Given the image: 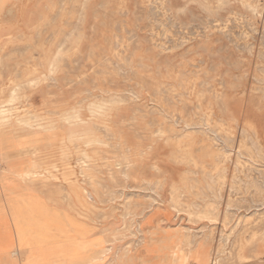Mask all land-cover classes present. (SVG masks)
Instances as JSON below:
<instances>
[{"label": "rangeland", "instance_id": "rangeland-1", "mask_svg": "<svg viewBox=\"0 0 264 264\" xmlns=\"http://www.w3.org/2000/svg\"><path fill=\"white\" fill-rule=\"evenodd\" d=\"M0 108V259L264 264V0H0Z\"/></svg>", "mask_w": 264, "mask_h": 264}, {"label": "bare ground", "instance_id": "bare-ground-1", "mask_svg": "<svg viewBox=\"0 0 264 264\" xmlns=\"http://www.w3.org/2000/svg\"><path fill=\"white\" fill-rule=\"evenodd\" d=\"M61 1V0H60ZM104 1V0H103ZM156 1V0H155ZM168 2V1H167ZM70 3V2H69ZM157 3V2H156ZM155 2L152 3V4H156ZM165 3V2H164ZM252 3V2H251ZM170 4V3H169ZM103 5V4H102ZM105 5V4H104ZM63 6V5H62ZM61 6V7H62ZM80 6V5H79ZM75 7V6H74ZM77 7V6H76ZM148 7V6H147ZM63 8V7H62ZM72 8V7H70ZM69 8V9H70ZM162 8V7H161ZM75 9V8H74ZM79 9V8H78ZM157 9V8H156ZM80 11V10H79ZM184 11V10H183ZM81 12V11H80ZM56 14V13H55ZM160 14V12H159ZM165 14V13H164ZM170 14V13H169ZM178 14V13H177ZM59 15V14H57ZM158 15V14H157ZM167 16V15H166ZM55 18V17H54ZM172 18V17H171ZM176 18V16H175ZM54 20V19H53ZM164 20V19H163ZM194 20V19H193ZM221 20V19H220ZM238 20V19H237ZM162 21V20H161ZM232 21V20H231ZM234 21V20H233ZM166 22V21H165ZM194 22V21H192ZM212 22V21H211ZM222 22V21H221ZM48 23V22H47ZM206 23V22H205ZM234 23V22H233ZM245 23V22H244ZM69 24V23H68ZM73 24V23H72ZM183 24V22H182ZM248 24V23H246ZM252 24V23H251ZM66 25V24H65ZM164 25V24H163ZM176 25V24H175ZM167 26V25H166ZM222 26V25H221ZM252 26V25H251ZM175 26L171 27V28H174ZM208 27V26H207ZM216 27V26H215ZM231 28V27H230ZM184 29V28H183ZM225 29V28H224ZM235 29V28H234ZM39 30V29H38ZM57 32V31H56ZM73 32V31H72ZM131 32V31H130ZM227 32V31H226ZM250 32V31H249ZM157 33V32H156ZM181 33V32H180ZM190 33V32H189ZM219 33V32H218ZM221 33V32H220ZM237 33V32H236ZM254 33V32H253ZM36 34V33H35ZM183 34V33H182ZM224 34V33H223ZM36 35H39V34H36ZM68 35V34H67ZM70 35V34H69ZM228 35V34H227ZM114 36V35H113ZM187 36V35H186ZM54 37V36H53ZM119 37V36H118ZM131 37V36H130ZM129 37V38H130ZM159 37V36H158ZM177 37V36H176ZM127 38V37H126ZM157 38V37H156ZM187 38V37H186ZM64 39V38H63ZM230 39V38H229ZM115 40V39H114ZM63 41V40H62ZM133 41V40H132ZM162 41V40H161ZM229 41V40H228ZM45 42V41H44ZM67 42V41H66ZM121 42V41H120ZM137 42V41H136ZM168 42V41H167ZM166 42V43H167ZM64 43V42H63ZM169 43V42H168ZM115 44V43H114ZM135 44V42H134ZM182 44V43H181ZM60 45V44H59ZM176 45V44H175ZM243 46V45H242ZM136 47V45H135ZM170 47V46H169ZM249 47V46H248ZM120 48V47H119ZM163 48V47H161ZM174 48V47H173ZM176 48V47H175ZM62 49V48H61ZM212 49V48H211ZM171 50V49H170ZM218 50V49H217ZM222 50V49H221ZM220 50V51H221ZM246 51V50H245ZM219 52V51H218ZM210 55V54H209ZM183 56V55H182ZM212 55H210L211 57ZM128 57V55H127ZM229 58V57H228ZM65 59V58H64ZM124 59V58H123ZM226 59V58H225ZM139 60V59H138ZM167 60V59H166ZM63 61V60H62ZM119 61V60H118ZM172 61V60H171ZM167 62V61H166ZM224 62V61H223ZM116 63V62H115ZM107 64V63H106ZM132 64V62H131ZM141 64V63H140ZM228 64V63H227ZM66 65V64H65ZM113 65V63H112ZM230 65V64H229ZM101 66V65H100ZM123 66V65H122ZM120 66V67H122ZM232 66V65H231ZM69 67V66H68ZM213 67V66H212ZM110 69V68H109ZM233 69V68H232ZM235 69V68H234ZM119 70V69H118ZM18 71V70H17ZM65 71V70H64ZM71 71V70H70ZM100 71V70H99ZM115 71V70H113ZM101 72V71H100ZM105 72V71H104ZM107 72V71H106ZM128 72V71H127ZM157 73V72H156ZM198 74V73H197ZM111 75V74H109ZM206 75V74H205ZM19 76V75H18ZM17 76V77H18ZM66 76V75H65ZM203 76V75H202ZM16 77V76H15ZM206 79V78H205ZM233 80V79H232ZM66 82L68 83V81L66 80ZM110 82V81H109ZM221 82V81H220ZM224 83V82H223ZM71 84V83H70ZM25 88V87H24ZM207 92V91H206ZM109 93V92H108ZM166 93V92H165ZM164 94V92H163ZM167 94V93H166ZM185 95V94H184ZM154 96V95H153ZM182 96V94H181ZM12 97V96H11ZM101 97V96H100ZM93 98V97H92ZM124 98V97H123ZM126 98V97H125ZM167 98V96H166ZM215 98V97H214ZM218 98V97H217ZM86 100V99H85ZM165 100V99H164ZM167 101V100H166ZM169 101V100H168ZM169 104V103H168ZM152 109V108H151ZM225 110V109H224ZM8 111L5 110V109H1L0 108V122L2 123H8L9 122V119L7 118V113ZM30 112V111H29ZM149 112V111H148ZM153 112V111H152ZM157 112V111H156ZM155 112V113H156ZM50 113V112H49ZM154 113V112H153ZM197 114V113H196ZM52 115V114H51ZM57 115V114H56ZM154 115V114H152ZM185 116V115H184ZM195 117V116H194ZM141 118V117H140ZM168 118V117H167ZM179 118V117H178ZM151 119V118H150ZM155 120V119H154ZM152 121V120H151ZM170 121V120H169ZM212 121V120H211ZM220 121V120H219ZM18 122L23 125L22 127V130L26 133H24L25 135V138L27 139L28 141V138L34 134H37L38 131L40 129H44V130H51V129H58L57 128L58 126H56L54 124V122L52 120H49L48 122L46 123H35V122H31L30 120L28 119H18ZM175 122V121H174ZM170 123V122H169ZM183 123V122H182ZM4 124V125H5ZM157 124V123H156ZM163 124V123H162ZM161 124V125H162ZM205 124V123H204ZM197 125V124H196ZM195 125V126H196ZM188 126V125H187ZM194 126V125H193ZM194 126V127H195ZM96 128V127H95ZM98 129V128H97ZM161 129V128H160ZM99 130V129H98ZM103 130V129H102ZM197 130V128H196ZM61 132V130H59ZM67 131V130H66ZM100 131V130H99ZM98 132V131H97ZM106 132H109V131H106ZM157 132V131H156ZM168 133V132H167ZM178 133V132H177ZM0 134H4L3 132H0ZM74 132H71V129H69V131L67 132V135L65 137L64 135V138H62L61 142H60V147H63L64 143H65V140L66 138L70 139L72 138V135L74 136ZM111 134V133H110ZM199 134V133H198ZM217 135V134H216ZM253 135V134H252ZM201 136V135H200ZM225 136V135H224ZM241 136V135H240ZM203 137V136H202ZM224 138V137H223ZM248 138V137H247ZM120 139V138H119ZM118 139V140H119ZM113 140V139H112ZM220 140V138H219ZM226 140V139H225ZM26 141V142H27ZM229 141V139H228ZM232 141V140H231ZM178 142V141H177ZM28 143V142H27ZM124 144V143H123ZM248 144V143H247ZM111 145V144H110ZM218 145V144H217ZM226 146V145H225ZM214 147V146H213ZM117 148V147H116ZM115 148V149H116ZM229 148V147H228ZM260 148V146L258 147ZM223 149V148H222ZM252 149V148H251ZM114 150V149H113ZM258 150V149H257ZM120 151V150H118ZM255 151V150H254ZM111 152V151H110ZM231 152V151H230ZM100 153V152H99ZM121 153V152H120ZM256 154V153H255ZM121 155V154H119ZM238 155V154H237ZM248 155V154H247ZM241 156V155H240ZM249 157V156H248ZM119 158V157H118ZM221 158V157H220ZM254 158V157H253ZM223 159V157H222ZM82 160V158H81ZM102 160V159H101ZM107 160V159H105ZM111 160V159H110ZM96 162V161H95ZM250 162V161H249ZM84 163V162H83ZM235 163V162H234ZM87 164V163H86ZM103 164V163H102ZM123 164V163H122ZM252 164V163H251ZM90 165V164H89ZM127 165V164H125ZM123 165V166H125ZM236 165V164H235ZM254 165V164H253ZM87 166V165H86ZM107 166V165H106ZM119 166V165H118ZM131 166V165H130ZM237 166V165H236ZM84 167V166H83ZM102 167V166H101ZM105 167V165L103 166ZM109 167V166H108ZM133 167V165H132ZM154 167V166H153ZM152 167V168H153ZM249 167V166H248ZM107 168V167H106ZM124 169V168H123ZM128 169V168H127ZM119 170V169H118ZM158 170V169H157ZM109 171V170H108ZM126 171V170H125ZM107 172V171H106ZM120 172V171H119ZM123 172V171H122ZM191 172V171H190ZM202 172V171H201ZM260 172V171H259ZM126 173V172H125ZM193 173V172H192ZM200 173V172H199ZM258 173V172H257ZM1 174L3 175L4 172H1L0 171V176ZM203 174V173H202ZM201 174V176H202ZM111 175V174H110ZM123 175V174H122ZM17 176H19L20 180L26 184L27 188H35L34 186V182L35 181H38L40 178H43L44 175L41 173V169L39 170V166L35 165V164H32V163H29L27 162L25 165H24V168H23V171L22 172H17ZM125 176V175H124ZM191 176V175H190ZM221 176V175H220ZM249 176V175H248ZM255 177V176H254ZM112 178V177H111ZM110 178V179H111ZM218 178V177H217ZM53 179V178H52ZM108 179V178H107ZM210 179V178H209ZM253 179V178H252ZM264 179V178H263ZM135 180V179H134ZM257 180V179H256ZM234 181V180H233ZM89 182V181H87ZM113 182V181H112ZM197 184H198V181H196ZM95 183V182H94ZM211 183V182H210ZM67 188L65 189L66 191V197H69V198H75V199H79L81 198V190L80 188H78V185L74 182L72 183H67ZM90 184V183H89ZM117 184V183H116ZM148 184V183H147ZM223 184V183H222ZM104 185V184H103ZM154 185V184H153ZM99 186V185H98ZM115 186V184H114ZM145 186V185H144ZM147 186V185H146ZM150 186V185H149ZM195 186V185H194ZM209 186V185H208ZM161 187V186H160ZM191 187V186H190ZM98 188V187H97ZM102 188V187H101ZM100 188V189H101ZM107 188V187H106ZM141 188V187H140ZM105 189V188H104ZM108 189V188H107ZM161 189V188H160ZM207 189V188H206ZM208 189H211V188H208ZM214 189V188H213ZM102 190V189H101ZM140 190V189H139ZM201 190V189H199ZM198 190V191H199ZM105 191V190H104ZM143 191V190H142ZM219 191V190H218ZM117 193V191H115ZM191 192V191H190ZM202 192V190L200 191ZM220 192V191H219ZM230 192V191H229ZM111 193V192H109ZM115 193V194H116ZM119 193V191H118ZM121 193V192H120ZM204 193V192H203ZM209 193V192H208ZM211 193V192H210ZM84 194V193H83ZM100 194V193H99ZM139 194V193H138ZM202 194V193H201ZM212 194V193H211ZM107 195V194H106ZM144 195V194H143ZM207 195V194H206ZM240 195V194H239ZM95 196V195H94ZM103 196V195H102ZM109 196V195H108ZM191 196V195H190ZM107 197V196H106ZM110 197V196H109ZM137 197V196H136ZM152 198V197H150ZM220 198V197H219ZM63 199V198H62ZM184 199V198H183ZM201 199V198H200ZM214 199V198H213ZM242 199V198H241ZM64 200V199H63ZM113 200V199H112ZM186 200V199H185ZM190 200V199H189ZM198 200V199H197ZM82 200L80 199V202ZM131 201V200H130ZM240 201V200H239ZM263 201V200H262ZM102 202V201H101ZM207 202V201H206ZM212 202V201H211ZM216 202V201H215ZM106 203V202H105ZM113 203V202H112ZM217 203V202H216ZM197 204V203H196ZM230 204V203H229ZM182 205V204H180ZM190 205V204H189ZM201 205V204H200ZM253 205V204H252ZM259 205V204H258ZM256 205V206H258ZM262 205V203H261ZM136 206V205H135ZM205 206V205H204ZM134 207V206H133ZM259 207V206H258ZM128 208V207H127ZM229 208V206H228ZM185 209V208H184ZM189 209V208H187ZM230 209V208H229ZM238 210V209H237ZM208 211V210H207ZM190 212V211H189ZM192 212V211H191ZM204 212V211H203ZM213 212V211H212ZM48 214H50L52 217H60L61 215L55 213L54 211H51L49 210L48 211ZM256 214V213H255ZM128 215V214H127ZM219 215V214H218ZM101 216V215H100ZM127 217V216H125ZM64 218L66 219V222L67 224H79L81 226H86L87 224L82 222V221H77V219L73 218L72 220L69 219L68 215H65ZM258 218V217H257ZM245 226V225H244ZM248 226V225H247ZM18 235H17V241L18 243L21 242L25 245V247L23 248H20V247H15L14 249H10L9 246H12L13 247V244L10 242L8 243V246L4 247L5 248V252H7L6 255L3 256V258L0 259V264H92L93 261L96 259V257L94 256H87V257H82V256H76V257H67V256H53L51 258V262L49 261V259H47L46 255L45 254H42V253H37L36 251H31L29 250L28 247H31V245L33 246V243L30 244L28 242H26V240H24L23 236H24V230L22 227H19V230H18ZM244 232V231H243ZM82 237H84L85 235H81ZM225 237V236H224ZM219 239V238H218ZM224 240V239H222ZM224 242V241H223ZM88 244H91V245H95L94 242H87ZM225 243V242H224ZM11 244V245H10ZM225 245V244H224ZM80 248V246H79ZM229 254V253H228ZM127 256V255H126ZM228 257V256H227ZM124 258V257H123ZM171 260L172 262L170 264H177V262L179 261L178 259L181 260V262H184L185 261V257L180 255V253L178 254L175 250H171L169 252V254L167 255V259L166 261L168 260ZM124 260V259H123ZM126 262V261H125ZM208 262V263H207ZM204 261L205 264H211L212 263V260L211 258L208 260V261ZM119 263V261H118ZM203 263V264H204Z\"/></svg>", "mask_w": 264, "mask_h": 264}, {"label": "crops", "instance_id": "crops-1", "mask_svg": "<svg viewBox=\"0 0 264 264\" xmlns=\"http://www.w3.org/2000/svg\"><path fill=\"white\" fill-rule=\"evenodd\" d=\"M0 236H1V235H0ZM200 258H201V257H199L198 259H195L194 257H190L189 260H190V261H193V262L195 261V262H194L195 264H201V260H200ZM189 260H188V261H189Z\"/></svg>", "mask_w": 264, "mask_h": 264}]
</instances>
